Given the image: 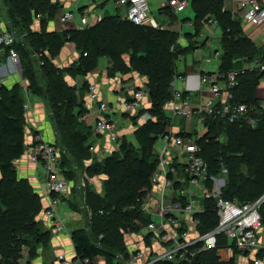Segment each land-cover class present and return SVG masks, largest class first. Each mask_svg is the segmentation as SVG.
Listing matches in <instances>:
<instances>
[{
	"label": "trees",
	"instance_id": "obj_1",
	"mask_svg": "<svg viewBox=\"0 0 264 264\" xmlns=\"http://www.w3.org/2000/svg\"><path fill=\"white\" fill-rule=\"evenodd\" d=\"M10 5L8 15L13 28L9 30H17L23 42L17 39L11 46L0 43V67L14 48L20 56L23 77L28 85L25 88L17 83L8 87L0 83V264H32L38 250H47L50 242V231L37 220L43 209L41 195L27 178L18 176L15 167V160L25 152L26 90L37 95L46 94L53 108L54 122L70 152L78 159L80 168L87 170L90 176L105 175L103 193L90 186L85 189L86 206L91 214L87 229L72 232L76 259L93 261L103 256L106 264H126L130 252L125 234L139 231L150 220L136 199L151 187L158 163L155 144L159 136L169 132L171 117L166 114L164 106L173 98L172 82L178 75L177 60L194 48L180 45L178 34L173 31L136 25L119 15H106L101 22L83 30L47 31V19L54 17L59 4L52 0H12ZM199 8L203 11L200 23L216 20L222 29L218 69L224 77L222 81H226L230 71H239L238 84L229 89L233 95L230 103H246L251 108L248 115L256 118V111L264 102L255 97L254 90L264 78V72L257 67H246L264 61V53L243 32L241 20L224 9V0H198ZM159 9L163 13H174L170 9ZM37 14L47 18L42 17L40 31H33L30 25ZM199 32L198 26L196 34ZM67 42L76 44L81 58L69 67L60 68L53 59ZM104 55L112 63L110 75L135 70L147 77L151 100V107L147 110L154 118L146 120L135 130L137 145L124 137L118 151L85 168L83 161L91 157L89 147L93 134V127L82 119L86 112L83 96L88 82L77 92L76 87L65 81L64 73L87 75ZM125 55H129V61L125 60ZM204 74L206 72H202ZM189 93L184 91L185 95ZM257 117V124L252 126L245 119L231 121L226 114L213 111L205 115L207 131L195 140L212 174L218 175L224 167L228 169L223 190L226 199L245 203L264 195V110ZM184 135L189 137L191 134L184 132ZM68 166H71V160L63 157V174L76 179L74 169ZM215 205V200H210L202 214L204 230L217 224ZM24 248L27 249L25 262ZM155 264L234 262L221 261L217 250L211 249L202 252L191 263L159 261Z\"/></svg>",
	"mask_w": 264,
	"mask_h": 264
},
{
	"label": "built area",
	"instance_id": "obj_2",
	"mask_svg": "<svg viewBox=\"0 0 264 264\" xmlns=\"http://www.w3.org/2000/svg\"><path fill=\"white\" fill-rule=\"evenodd\" d=\"M159 1L160 8L170 9L174 13L184 11L190 4L189 0ZM116 2L126 8V18L136 25L147 24L152 19L149 0ZM238 3L243 19L264 25V0H240ZM73 18L74 13L67 11L61 21L68 24ZM89 24L90 21L85 17L79 29L83 30ZM209 24L216 26L218 22L210 20ZM17 38L15 31L0 29V43L4 46L13 45ZM8 58L23 74L20 56L14 48H11ZM259 69L264 72V61L260 63ZM238 73L239 71H230L226 81H222L223 76L218 71H212L203 75V82L219 97L224 91L238 84ZM177 79L184 80V77L178 76L175 81ZM4 80L5 77L0 74V83ZM88 93L91 100L98 101L92 138L104 136L108 142L107 148L112 154L120 149L122 142L116 122L111 116L112 109L107 101L99 98L96 84L88 85ZM144 97L143 90H134L131 99L125 102V113L144 120L153 119L151 112L144 108ZM168 103L176 116L189 119L196 113L191 95H185L184 91L176 89ZM26 108L28 104H25ZM263 110L264 103L262 108L256 111L254 118L248 115L251 108L246 103L228 104L221 108L212 100L205 109L200 108L198 113L201 114L202 123L205 115L215 111L218 114H226L231 121L245 119L255 126L258 122L257 114ZM163 139L165 144L157 153L158 163L151 178V187L136 199L141 211L150 218L144 227L133 232L142 236L143 247L130 252L127 264H155L159 261L191 263L202 252L217 248L220 238L230 240L244 255L254 256L256 251L264 250V244L259 237V230L263 226L261 207L264 204V196L245 203L224 198L223 190L228 173L226 167L222 168L218 175L212 174L208 161L200 154L195 141H186L184 136L170 133L164 135ZM90 150L96 151L95 145H91ZM27 154L33 162L41 164L44 168L46 191L51 197L45 214L53 217L61 200L71 193L73 186L63 174L61 151L54 143L38 137L28 146ZM87 183L88 177H84L79 186L84 187ZM202 199L215 200L216 204L217 224L209 230L203 229L205 223L202 214L207 206ZM53 228L61 232L64 229L63 223L56 218ZM63 260H66V257L61 254L59 261ZM84 262L89 263L91 260L85 258ZM252 262L260 264L262 259L255 256Z\"/></svg>",
	"mask_w": 264,
	"mask_h": 264
},
{
	"label": "crops",
	"instance_id": "obj_3",
	"mask_svg": "<svg viewBox=\"0 0 264 264\" xmlns=\"http://www.w3.org/2000/svg\"><path fill=\"white\" fill-rule=\"evenodd\" d=\"M189 1L190 4L185 10L191 9L193 16L180 18L179 13L170 14L160 12L159 0H149L152 9H156L159 7L158 11L160 13V16L158 18L152 17V19L144 25L153 27L155 29H164L177 33L178 42L180 45H182L180 43L181 35L185 33L187 39L190 41L187 47L192 46L194 49L191 50L198 51L199 56H201L200 52L205 47L213 46V39L215 37H217L219 40L221 39L222 29L218 25L212 26V24L209 23H200L201 19H203V11L201 8H199L198 10V0ZM239 1L240 0H224V9L231 11L235 18L241 20L243 32L248 37H250L264 53V25H258L252 21L243 19L242 13L238 7ZM52 2L59 4V9L56 11L54 17L47 19V31L80 30L79 26L83 23L85 17L90 21V24L87 28H90L101 22L106 15H119L122 18L126 19V8L119 6L116 0H52ZM6 9L7 8L5 6L0 7V29L2 30L13 28L11 19ZM67 11H72L74 13V18L68 24H64L61 21V17ZM45 16L46 15L42 16L41 14L33 16V20L30 25L33 31H40L42 29L41 20L42 17L46 19L47 17ZM178 19L179 21H177ZM171 23H175L178 25V29H175L177 31L168 29L172 28L168 26V24ZM186 24L187 29L184 31V26H186ZM198 26L200 28V32L196 34ZM218 28L220 29V31H218ZM188 34H193L194 37L190 38ZM17 35V39L23 42L22 35ZM212 35L213 37H211ZM199 37L204 38V40L199 41ZM217 50H221V44L220 49L217 48L214 50V57L218 63V68L215 71H218L219 69V57L221 53L217 52ZM189 51L187 52V54L189 53ZM1 52L3 51L1 50ZM104 56L99 57L97 67L87 75L73 76L69 73H64V79L70 86L76 87L77 92L80 91L85 82H88V85L90 83L96 84L99 98L107 101L110 104V107L112 109L111 116L116 122L117 130L119 131L121 138L126 137L129 141H133V139L135 140V130L140 125L144 124L146 120L137 116H130L126 114L124 111L125 102L131 99L134 90L141 89L145 93L144 108L149 109L151 107V100L147 87V77L141 74H130V72L128 74H124L128 76V80L122 81L123 75L121 73H117L116 75L109 74V68L112 63L108 56H106L108 57L107 64L105 66L99 65L100 59ZM185 56L186 54L180 55L177 60L178 75L184 77V80L177 79L175 81V78L178 77V75H176L172 82V86L174 88V91L178 89L181 91L190 92L189 95H191L194 108L196 109L195 115L191 117L192 123L193 118L195 116L197 118L195 134H193V130H187L190 127L188 125L189 119L185 121L184 117L176 116L174 113V115L171 117L167 113L168 110H171L169 103H167L164 107L166 110V114L171 117L170 124L167 128V130L169 131L168 133H180V135L185 136L184 132H189L191 135L189 137L185 136L186 141H195L207 131V127L204 126V123L200 122L201 114L198 113L199 109H205L212 100L215 101L217 106L222 108L228 104H231L230 101L233 95L230 90H228L226 92L224 91L222 96H215L209 86H207L203 82L202 75V72L208 73L212 71L201 70L202 60L200 57L195 59L192 66L188 65L189 63L187 62ZM212 56V54H209V58L207 59V61L210 62ZM80 58L81 52L77 48L76 44L74 42H67L62 47L60 53L53 59V62L60 68H66ZM180 62L181 66L178 65V63L180 64ZM198 65L200 66V68H196V66ZM18 68H16L11 63L9 58L8 61L6 60L4 67H2L0 70L1 76L5 77L3 83L6 86L12 87L17 83H21L25 88L27 87L28 81L24 79L23 74L19 70L20 68ZM191 69H193V71ZM188 72H191V75H189ZM88 85L84 90L83 104L86 112L82 117H84V121L86 122V124L93 126L96 118L95 115L98 110V101L91 100L89 98ZM254 95L256 98L264 102V78H262L257 84L254 90ZM25 99V104H28V108H26L27 122L25 127V152L19 159L15 160V167L18 176L20 178H27L35 188L36 192L41 195L43 209L38 214L37 220L41 222L45 230L50 231V242L48 245V249L44 253L42 252V248H40L38 250V256H36L32 260V264H57V261L59 262V264H106L105 258L103 256H98L89 263H85L84 260L81 259H76L75 247L72 240V232L75 229L88 228L90 219L89 214L91 213L86 206V187L90 186L91 189L96 190L98 193H103V182L105 179V175L97 174L94 176H90L87 170L80 168V164L77 161L78 159L76 160V158L70 151L67 150L66 154V149L64 147H61L59 144V146L56 145L57 135L59 134L54 126L55 122L53 123V111H51V106L48 105L49 100L46 94L37 95L30 92L29 90H26ZM133 117L136 118L133 119ZM179 117H181L180 123L173 125V118ZM121 123H123V125H121ZM163 136L164 135H161L159 137L163 139ZM38 137L42 138L45 141L54 143L61 151L62 160L63 157H67L71 160V166L68 167L74 169L73 171L77 176L76 179H69L64 174L66 178H68L73 183V186L71 189V193L66 197V199L61 200L55 212V216L53 217H48V215L45 214V210L50 206L51 197L46 191L44 168L41 164L33 162L27 154L28 146ZM164 144L165 141L163 139V146ZM91 145H95L96 151H91L89 147L91 157L84 159L83 166L85 168L94 164L95 161H101L111 155L109 149L107 148L109 147L108 142L107 140H105L104 136L100 135L94 138L91 137L90 146ZM160 149L161 148H156L155 144V150L157 153ZM84 177H88V183L84 187L79 186L80 181L82 182ZM209 201L210 200H206L203 201V203L205 202V205L207 206L209 204ZM262 207L261 212L263 215V226L259 230V237L261 239V242L264 244V207L263 209ZM56 218L63 223L64 229L61 232H57L53 228V221ZM134 234L137 233L128 232L125 234V242L128 246L129 252L143 247L142 236H133ZM129 245L131 246L132 250L129 249ZM214 249L217 250V255L223 262L233 261L234 264H253V258L256 256V258L262 259V262L260 264H264V250L256 251L254 253V256L244 255L233 246L230 240L225 238H220L218 247ZM24 254L25 258L23 259V262L26 261V251L24 252ZM61 254H64L66 260L59 261V256Z\"/></svg>",
	"mask_w": 264,
	"mask_h": 264
},
{
	"label": "rangeland",
	"instance_id": "obj_4",
	"mask_svg": "<svg viewBox=\"0 0 264 264\" xmlns=\"http://www.w3.org/2000/svg\"><path fill=\"white\" fill-rule=\"evenodd\" d=\"M12 0H0V7H2V6H5L7 9H6V11H7V13H8V8H10L11 7V5H10V2H11ZM160 7V6H159ZM158 7V8H159ZM158 8H156V9H152V6H151V16L152 17H155V18H158L159 16H160V13H159V11H158ZM179 16H180V18H185L186 16H193V13H192V11H191V9H187V10H185V11H183V12H179ZM177 21H179V19L177 20ZM218 25V24H217ZM168 26H170V27H172V28H168V29H172V30H175V29H178V25L177 24H175V23H171V24H168ZM213 26V25H212ZM185 28H184V31L187 29V24H186V26H184ZM174 28V29H173ZM13 30V29H12ZM13 31H15V33L16 34H18V31L17 30H13ZM175 31H177V30H175ZM218 31H220V29L218 28ZM180 32V31H179ZM211 37H213V35L211 36ZM204 40V38H201V37H199V41H203ZM220 40L217 38V37H215L214 39H213V46H211V47H205L201 52H200V55L201 56H199V52L198 51H195V50H191V51H189V53L188 54H186V56H185V58H186V60H187V62L189 63L188 65H192L193 66V64H194V61H195V59L196 58H198V57H200L201 58V70H205V71H215L217 68H218V63H217V60L215 59V57H214V50L215 49H220V42H219ZM189 40L187 39V36H186V34L184 33L183 35H181V38H180V43L182 44V46H184V47H187L188 45H189ZM200 51V50H199ZM219 52H221V50L219 51ZM209 54H212L213 56L211 57V61L209 62V61H207V59L209 58ZM108 57H106V56H104L103 58H101L100 59V66H105L106 64H107V59ZM124 58H125V60L126 61H129V56H127V55H125L124 56ZM7 61H8V59H7ZM178 65H180L181 66V62H180V64L178 63ZM259 65H260V63H258L257 61H256V63L254 62V63H251V64H249V66H248V68H251V69H253V68H259ZM196 68H200V66L198 65V66H196ZM192 71H193V69H191ZM191 71V72H192ZM191 72H188V74L189 75H191ZM122 74V73H121ZM130 74H135V75H139L140 73L138 72V71H135V70H132L131 71V73ZM123 75V77H122V81H127L128 79V76H126V75H124V74H122ZM179 85V84H178ZM49 103V102H48ZM47 103V104H48ZM49 106H51V104L49 103L48 104ZM51 109V108H50ZM170 109H171V107H170ZM77 110H78V108H74V112L75 113H77ZM51 111H53V108H52V110ZM167 113H168V115L169 116H173L174 114H173V112H172V109L171 110H168L167 111ZM52 115H53V113H52ZM180 118L181 117H179V118H173V125H175V124H177V123H180ZM82 119L84 120V117H82ZM26 122H27V120H26ZM53 123H54V118H53ZM192 123V120H191V118H189V123H188V125L190 126L187 130L188 131H190V129L191 130H193V134H195V129H196V124H197V118H196V116L193 118V123ZM121 125H123V123H121ZM54 126H55V129H56V131L58 132V134L59 135H57V140H56V143H57V145L59 144L61 147H64L65 149H66V154H67V150L68 151H70V149L68 148V146L65 144V140H64V137L62 136V134L59 132V130H58V128H57V126H56V124H54ZM132 137V136H131ZM130 137V138H131ZM134 138V137H133ZM132 138V139H133ZM135 145H137V143L135 142V140L133 139V141H132ZM58 145V146H59ZM163 147V139L161 138V137H159L158 138V140H157V142H156V148H162ZM137 235H140V234H134L133 236H137ZM129 249L130 250H132L131 249V246L129 245ZM46 250V249H45ZM45 250H43L42 252H44L45 253ZM24 251H26L27 252V249L26 248H24ZM57 264H59V262L57 261Z\"/></svg>",
	"mask_w": 264,
	"mask_h": 264
}]
</instances>
